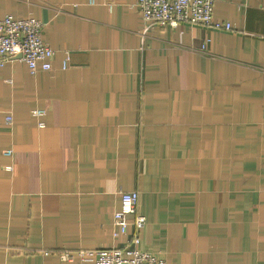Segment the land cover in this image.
I'll use <instances>...</instances> for the list:
<instances>
[{
    "label": "crops",
    "instance_id": "crops-1",
    "mask_svg": "<svg viewBox=\"0 0 264 264\" xmlns=\"http://www.w3.org/2000/svg\"><path fill=\"white\" fill-rule=\"evenodd\" d=\"M136 1L0 0L56 52L0 64V264H92L59 254L117 244L119 191L166 264H264V0H214L231 31Z\"/></svg>",
    "mask_w": 264,
    "mask_h": 264
},
{
    "label": "built area",
    "instance_id": "built-area-1",
    "mask_svg": "<svg viewBox=\"0 0 264 264\" xmlns=\"http://www.w3.org/2000/svg\"><path fill=\"white\" fill-rule=\"evenodd\" d=\"M93 3V0H89ZM214 0H137L147 28L152 25L170 26L181 24L200 25L213 30H233L229 22L216 20L213 16ZM43 24L35 18L15 19L6 15L0 19V64L6 60L18 59L23 62L31 75L40 69L49 71L55 58V50L42 40ZM68 65V59L62 62V68ZM45 110L31 111L33 117H41ZM6 122L12 118L7 116ZM39 128L43 122L37 123ZM11 154V150L7 151ZM120 200L112 215L114 231L112 237L119 240L116 245L103 249H78L59 254L62 261L78 258L81 262L92 264H166L164 258L156 253L139 248L140 233L146 218L138 211L139 193L137 191H119Z\"/></svg>",
    "mask_w": 264,
    "mask_h": 264
}]
</instances>
